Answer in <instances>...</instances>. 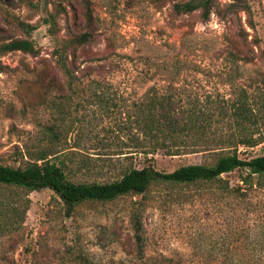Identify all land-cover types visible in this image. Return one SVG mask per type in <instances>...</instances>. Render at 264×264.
Instances as JSON below:
<instances>
[{"label":"rangeland","instance_id":"374dc122","mask_svg":"<svg viewBox=\"0 0 264 264\" xmlns=\"http://www.w3.org/2000/svg\"><path fill=\"white\" fill-rule=\"evenodd\" d=\"M175 1L0 0V44L26 37L37 49L0 52V163L15 167L29 160L49 124H70L61 148L111 159L125 155L124 129L118 126L126 105L154 82L183 88L181 99L229 98L241 88L262 116L254 134L264 135V0H236L235 6L247 9L235 13L224 8L232 0H218L224 14L211 13L206 22L195 14L175 15ZM48 13L51 31L44 21ZM18 22L33 28L26 34ZM83 31L92 40L75 49L72 68L79 80L70 89L55 63L56 48ZM229 49L247 61L229 63ZM176 59L178 73L152 66ZM98 93L104 94L99 104L112 97L115 106L99 109ZM262 153L264 141L238 148L245 159ZM214 159L158 150L146 158L134 154L131 161L169 172ZM244 172L221 174L229 186L224 191L201 183L154 185L143 195L84 201L69 213L50 189L32 190L20 224L0 206V224L9 225L0 233V264H264V189L243 187Z\"/></svg>","mask_w":264,"mask_h":264},{"label":"trees","instance_id":"16d2710c","mask_svg":"<svg viewBox=\"0 0 264 264\" xmlns=\"http://www.w3.org/2000/svg\"><path fill=\"white\" fill-rule=\"evenodd\" d=\"M235 1L223 6L225 12L235 13L238 7L246 11V6H235ZM223 7L218 0H178L173 2L171 9L177 16L195 14L199 21L206 22L211 13L223 15ZM84 8L85 16L89 18L88 7ZM52 18L49 13L44 18L45 22H49L50 31ZM18 24L26 34L33 28L22 22ZM238 35L242 37L241 32ZM91 37L92 34L88 31L73 34L56 48L55 63L70 89L79 80L72 68L75 67L77 57L75 49L83 48L92 40ZM231 44L237 47L235 42ZM68 49H71L70 54L66 53ZM13 50L31 54L37 51L33 42L26 37H9L0 44V52ZM239 53L227 50L226 61L231 64L235 60L247 61L245 54ZM145 59L147 62V58ZM152 66L159 72L174 74L178 73L180 64L176 59L172 64ZM168 69H172V72ZM153 73L155 71L151 75ZM89 81L99 83L94 78ZM183 92V88L170 81L163 87L156 86L154 82L139 97L132 99L126 105L125 117L120 122L122 126H118L119 129H124L123 145L126 154L115 159H111L109 155L83 154L70 146L61 148L60 142L66 143L67 134L71 130L70 124L66 127L46 125L42 132V143L28 152L29 160L15 167L0 163V206L5 209V213H8V209L11 216L18 217V225L27 209L26 195L32 190L50 189L62 202L64 211L69 213L84 201H109L126 194L143 195L154 185L201 183L219 190H228L227 181L220 175L240 168L245 170L240 178L243 187L264 189V153L247 159L238 155L240 146L252 147L264 141L261 132L254 134L262 116L249 103L245 91L240 88L234 96L216 100H201L199 97L190 99L185 96L181 99ZM103 95H95L98 108L108 109V104L113 108L115 102L112 97L104 98L103 104H99ZM158 150L169 156L201 152L215 156V159L210 164L180 165L169 172L156 170L149 163L140 167L132 164V155L141 154L146 158ZM120 153L122 152H117L118 155ZM68 175H81L84 178L73 180ZM134 223L138 225L137 218ZM0 226V233L6 230L5 227H9L8 224ZM135 237L140 248L137 232Z\"/></svg>","mask_w":264,"mask_h":264}]
</instances>
